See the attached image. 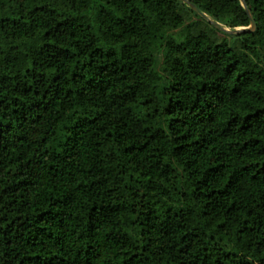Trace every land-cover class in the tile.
Listing matches in <instances>:
<instances>
[{
  "label": "trees",
  "instance_id": "16d2710c",
  "mask_svg": "<svg viewBox=\"0 0 264 264\" xmlns=\"http://www.w3.org/2000/svg\"><path fill=\"white\" fill-rule=\"evenodd\" d=\"M246 4L0 0V264H264Z\"/></svg>",
  "mask_w": 264,
  "mask_h": 264
},
{
  "label": "water",
  "instance_id": "95a60500",
  "mask_svg": "<svg viewBox=\"0 0 264 264\" xmlns=\"http://www.w3.org/2000/svg\"><path fill=\"white\" fill-rule=\"evenodd\" d=\"M180 1L188 4L189 7L196 14H198L201 18H203L205 21H207L209 24H211L216 29H218V30H220V31H222V32H224L226 34H229V35H238V34H241V33L253 32L256 29L255 21H254V19L252 18L251 14H250V11H249V9L247 7V4L246 3H243L242 0H240V2H241V5L245 9V11H246V13H247V15L249 17L250 25L248 27H241V28H236V29H233V30L226 29L222 25H220L219 23L211 20L207 15H205L204 13H202L194 4L189 3L187 0H180Z\"/></svg>",
  "mask_w": 264,
  "mask_h": 264
},
{
  "label": "rangeland",
  "instance_id": "374dc122",
  "mask_svg": "<svg viewBox=\"0 0 264 264\" xmlns=\"http://www.w3.org/2000/svg\"><path fill=\"white\" fill-rule=\"evenodd\" d=\"M195 21V20H198L194 15H192V14H190L189 16H188V21ZM187 21V22H188ZM227 29V28H226Z\"/></svg>",
  "mask_w": 264,
  "mask_h": 264
},
{
  "label": "snow or ice",
  "instance_id": "6c2138e0",
  "mask_svg": "<svg viewBox=\"0 0 264 264\" xmlns=\"http://www.w3.org/2000/svg\"><path fill=\"white\" fill-rule=\"evenodd\" d=\"M243 3H246V0H242Z\"/></svg>",
  "mask_w": 264,
  "mask_h": 264
}]
</instances>
